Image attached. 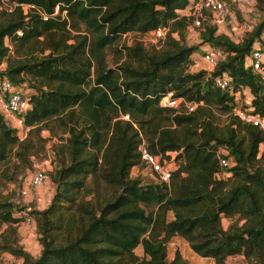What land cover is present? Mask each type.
<instances>
[{
    "label": "trees",
    "instance_id": "1",
    "mask_svg": "<svg viewBox=\"0 0 264 264\" xmlns=\"http://www.w3.org/2000/svg\"><path fill=\"white\" fill-rule=\"evenodd\" d=\"M4 3L0 74L27 83L29 107L22 129L0 113V165H30L43 147V127L66 135L55 148L56 189L47 207L24 211L0 199V249L22 264H190L178 248L167 256L170 239L181 236L213 264H227L233 254L264 264V131L235 113L236 93L247 90L249 102L240 107L264 117V74L245 66L254 47L264 50V0L260 21L240 42L205 24L202 43L225 51L211 71L187 70L197 46L171 35L189 24L178 10L192 0ZM158 27L167 28L159 48L134 39L109 64L105 48L119 36ZM169 91L196 106L162 105ZM216 111L225 114L223 125ZM141 142L172 158L168 182L130 174L142 161ZM221 153L233 164L222 167ZM25 215L36 224V257L17 242ZM223 216L232 218L226 227ZM139 244L142 255L134 252Z\"/></svg>",
    "mask_w": 264,
    "mask_h": 264
},
{
    "label": "rangeland",
    "instance_id": "2",
    "mask_svg": "<svg viewBox=\"0 0 264 264\" xmlns=\"http://www.w3.org/2000/svg\"><path fill=\"white\" fill-rule=\"evenodd\" d=\"M230 12L226 16L225 20L221 24H214L211 21L212 15L209 10L199 9L201 17V25L195 26L192 22V15L197 12L196 6L191 5L190 8L185 10L190 15V22L187 27L181 32H172V36L180 38L182 42L188 45H196L197 48L190 55V61L188 63L187 70L197 71L200 69H205L211 71L210 66L202 59V55L205 49L211 47L209 43H202L201 34L205 29V24L209 23L211 26H215L216 33H221L227 35L233 42H240L245 38L248 33L253 29V27L261 19V11L258 7L259 0H225ZM5 6L7 0H5ZM262 38V37H261ZM134 39L141 40L146 49L159 48L164 39L158 38L156 34L149 31L145 34H137L134 32H128L123 36H119L113 43L106 46V57L109 64H113L116 57V49L125 43H131ZM262 40V39H261ZM249 67V64L245 65ZM5 67V63L0 64V71ZM255 73L263 74L260 71H254ZM23 88L26 90L28 88L27 83H22ZM250 94L247 90L244 92L236 93V105L246 106L249 102ZM214 119L220 125H223L225 121V114L216 111ZM53 123V122H52ZM24 131V130H23ZM21 136L24 135L23 132L20 133ZM60 129H49L43 127L40 130V136L43 138V147L32 155L31 164L16 170L13 163L1 164L0 165V199H9L13 201L17 207H24V211L29 209H43L47 207L52 199V196L56 189V182L52 179V175L56 167L59 166V159L56 153L58 145L62 142V136H65ZM260 148H264V143H261ZM173 154V153H172ZM40 163L41 167L46 173L45 179L41 184L35 186L32 182L33 178V168L32 162ZM150 172L149 166L141 161L140 165H135L131 168L130 174L136 176L146 181L148 179ZM30 216V215H29ZM22 221V220H21ZM232 221V218L223 216L222 223L226 227ZM36 224H28L32 233V245H39L38 232L36 229ZM4 227L0 226V243L2 241L3 232L1 229ZM3 231V230H2ZM21 232V231H20ZM17 238L22 237V234L17 230ZM41 248V244H40ZM178 248L185 258L188 259L190 264H213V259L208 257H203L197 254L191 249L189 243L181 236H175L170 239L167 244V256L170 259L175 249ZM35 249V248H34ZM33 249V250H34ZM41 250V249H40ZM134 252L138 255H142V246L139 244L134 248ZM11 253L0 249V264H20L16 261V256L9 255ZM33 256V255H32ZM34 255L33 257H36ZM227 264H247V259L242 254H233L226 258Z\"/></svg>",
    "mask_w": 264,
    "mask_h": 264
},
{
    "label": "built area",
    "instance_id": "3",
    "mask_svg": "<svg viewBox=\"0 0 264 264\" xmlns=\"http://www.w3.org/2000/svg\"><path fill=\"white\" fill-rule=\"evenodd\" d=\"M192 5L196 6L197 12L192 15V22L195 26L201 25V17L199 9H206L211 12V21L214 24H221L224 22L226 16L230 12V9L225 0H192ZM190 7L179 9L178 11L189 15L185 10ZM190 16V15H189ZM167 28L158 27L152 32L156 34L158 38H163ZM225 56V51L219 47L211 46L205 49L202 59L210 66L212 70ZM249 64V67L254 71H260L264 74L262 64L264 62V50L260 46L254 47L248 57L245 60V65ZM215 82L220 87L227 85V80L224 76L218 75L215 77ZM181 101L184 102L186 109L191 110L196 106L195 102L186 101L181 97L172 98V92L169 91L161 99L162 105L177 106ZM29 107L28 97L26 90L22 84H18L7 78L5 75L0 74V113L4 115L12 126L20 127L22 129V113ZM235 113L244 121L251 122L258 125L264 131V117L258 113L246 111L245 109L237 106ZM124 118H128V114H123ZM221 151V150H220ZM139 152L142 161H144L150 168L149 176L156 181H169L171 174V167L173 166L172 158H163L161 153L151 152L144 142L139 145ZM171 154L173 152H170ZM219 162L222 167H229L233 164V160L230 156L220 154ZM33 178L32 182L35 186L42 183L46 177V173L41 167L40 163L32 162ZM24 223L35 224L33 217L25 215L22 219Z\"/></svg>",
    "mask_w": 264,
    "mask_h": 264
},
{
    "label": "crops",
    "instance_id": "4",
    "mask_svg": "<svg viewBox=\"0 0 264 264\" xmlns=\"http://www.w3.org/2000/svg\"><path fill=\"white\" fill-rule=\"evenodd\" d=\"M35 225V224H34ZM27 224L24 223L23 221H19L18 224H17V230L19 232V235L20 233L22 234V237L17 240L18 244L21 245L23 247L24 250H26L27 252H29L31 255H38L39 252H40V244L39 245H35V246H31L32 245V239H31V236H32V233L29 231H25V230H31L29 229L28 227H26ZM36 227V226H35ZM21 231V232H20ZM175 237V236H174ZM35 248V249H34ZM34 249V250H33ZM181 252V251H180ZM11 256H16V255H13V254H9ZM184 256V254H182ZM185 257V256H184ZM204 257V256H203ZM209 258V257H208ZM212 259V258H211ZM16 261L17 263H20L22 264V257L21 256H16Z\"/></svg>",
    "mask_w": 264,
    "mask_h": 264
}]
</instances>
